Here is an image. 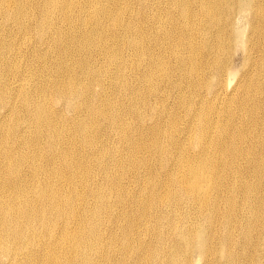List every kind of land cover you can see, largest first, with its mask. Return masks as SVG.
Segmentation results:
<instances>
[{
  "label": "bare ground",
  "instance_id": "6f19581e",
  "mask_svg": "<svg viewBox=\"0 0 264 264\" xmlns=\"http://www.w3.org/2000/svg\"><path fill=\"white\" fill-rule=\"evenodd\" d=\"M0 264H264V0H0Z\"/></svg>",
  "mask_w": 264,
  "mask_h": 264
},
{
  "label": "rangeland",
  "instance_id": "374dc122",
  "mask_svg": "<svg viewBox=\"0 0 264 264\" xmlns=\"http://www.w3.org/2000/svg\"><path fill=\"white\" fill-rule=\"evenodd\" d=\"M18 47V46H17ZM237 50H238V52H237ZM231 57H232V63H233V66H232V69H234V70H237L238 72H237V75H239L240 73H241V59H242V48H241V46H239V47H237V49H235V51L232 53V55H231ZM234 57V58H233ZM19 61V63H22L20 60H18ZM231 63V64H232ZM32 65H34V63L33 64H31L30 66H32ZM22 66L24 67V65H23V63H22ZM34 81H36V79L34 78ZM171 96H175L174 94H172ZM252 145H250L249 144V146H248V148L249 147H251ZM242 149V148H241ZM260 152V149H259V151L257 152V154ZM240 155V154H239ZM240 158V157H239ZM194 261H195V259H194Z\"/></svg>",
  "mask_w": 264,
  "mask_h": 264
}]
</instances>
